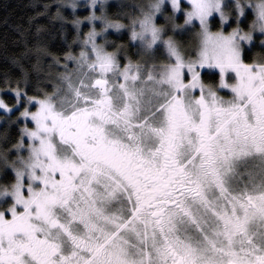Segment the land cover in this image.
I'll list each match as a JSON object with an SVG mask.
<instances>
[{"label":"snow or ice","instance_id":"snow-or-ice-1","mask_svg":"<svg viewBox=\"0 0 264 264\" xmlns=\"http://www.w3.org/2000/svg\"><path fill=\"white\" fill-rule=\"evenodd\" d=\"M31 7L0 39V264H264V0Z\"/></svg>","mask_w":264,"mask_h":264},{"label":"trees","instance_id":"trees-1","mask_svg":"<svg viewBox=\"0 0 264 264\" xmlns=\"http://www.w3.org/2000/svg\"><path fill=\"white\" fill-rule=\"evenodd\" d=\"M52 2L53 0H0V39H2L6 33L9 34V36L14 35L11 31V27L4 24L6 18L8 19L9 25H15L18 22L26 24L27 17L33 15L37 10L31 7L32 4L42 5L43 3ZM39 10H42V8H39ZM54 10L55 8H53V11ZM86 11V9H79L78 13L83 15ZM65 13L70 16L71 10L65 9ZM21 17L24 19L21 20ZM10 51H12L11 48ZM4 67V53L3 50L0 49V70H3ZM9 99H11V97H9Z\"/></svg>","mask_w":264,"mask_h":264},{"label":"rangeland","instance_id":"rangeland-1","mask_svg":"<svg viewBox=\"0 0 264 264\" xmlns=\"http://www.w3.org/2000/svg\"><path fill=\"white\" fill-rule=\"evenodd\" d=\"M115 1V0H114ZM114 1H113V3H114ZM130 2V3H142L143 2V0H126V2Z\"/></svg>","mask_w":264,"mask_h":264}]
</instances>
